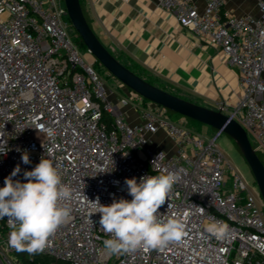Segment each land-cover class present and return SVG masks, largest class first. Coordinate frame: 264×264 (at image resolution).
Here are the masks:
<instances>
[{
	"label": "built area",
	"instance_id": "2783aa9c",
	"mask_svg": "<svg viewBox=\"0 0 264 264\" xmlns=\"http://www.w3.org/2000/svg\"><path fill=\"white\" fill-rule=\"evenodd\" d=\"M254 1L257 16H234L224 0H203L201 11L192 0H154L237 69L235 100L214 110L238 123L264 155V0ZM65 17L62 0H0V187L17 165L21 172L13 179L27 182L23 173L49 158L51 149L73 193L66 202L68 221L37 254L55 264H264V204L254 182L217 147L222 130L210 138L195 134L132 91L128 99L111 101L95 59L88 62L70 39ZM119 104L132 105L136 123L125 119ZM103 114L111 118L108 126ZM159 132L171 151L152 148L151 137ZM25 150L27 165L21 160ZM164 170L178 171L180 180L158 212L185 219L186 235L163 248L107 252L103 241L110 234L76 193L90 201L99 196L105 206L113 198L131 200L126 179L139 182ZM7 219H0V264H19L8 244ZM213 220L227 226L223 238L206 231Z\"/></svg>",
	"mask_w": 264,
	"mask_h": 264
},
{
	"label": "crops",
	"instance_id": "0c3cea01",
	"mask_svg": "<svg viewBox=\"0 0 264 264\" xmlns=\"http://www.w3.org/2000/svg\"><path fill=\"white\" fill-rule=\"evenodd\" d=\"M79 1L85 19L107 51L126 68L132 67L129 69L143 80L156 82L164 91L210 109L235 100L237 69L226 63L216 46L199 41L154 0ZM192 1L201 11L203 0ZM224 8L234 16L258 15L254 0H224ZM83 56L94 61L91 55L90 60L88 55ZM119 86L123 94L109 90L111 101L130 97L131 91ZM121 110L129 123H136L129 106ZM158 139L167 147L164 151L172 150L161 132L151 137L152 148L163 150L154 144Z\"/></svg>",
	"mask_w": 264,
	"mask_h": 264
},
{
	"label": "clouds",
	"instance_id": "9594fccd",
	"mask_svg": "<svg viewBox=\"0 0 264 264\" xmlns=\"http://www.w3.org/2000/svg\"><path fill=\"white\" fill-rule=\"evenodd\" d=\"M163 155L161 153L156 159ZM51 156L52 150L49 149V158L42 156L33 170L23 173L27 182L13 179L21 172L17 165L0 187V219L8 218L11 229L8 244L16 252H42L50 237L70 217L71 209L66 202L73 193L62 182L60 170L54 166ZM21 160L25 165L30 163L26 150ZM179 180L180 175L174 170L143 176L139 182L135 178L126 179L124 183L131 200L113 198L107 206L101 204L99 196L94 201L83 192L76 193V196L83 198L90 216L100 215V229L111 237L103 241L107 252L163 248L170 242H180L186 235L185 219L158 212ZM89 222L93 224L90 218ZM206 231L220 239L227 226L213 220L208 223Z\"/></svg>",
	"mask_w": 264,
	"mask_h": 264
},
{
	"label": "water",
	"instance_id": "95a60500",
	"mask_svg": "<svg viewBox=\"0 0 264 264\" xmlns=\"http://www.w3.org/2000/svg\"><path fill=\"white\" fill-rule=\"evenodd\" d=\"M63 3L70 24L86 51L118 83L143 100L159 105L184 119L198 122L213 130H222L241 154L264 204V165L252 148L244 129L223 113L179 98L134 74L117 61L94 34L85 19L80 1L63 0Z\"/></svg>",
	"mask_w": 264,
	"mask_h": 264
},
{
	"label": "rangeland",
	"instance_id": "374dc122",
	"mask_svg": "<svg viewBox=\"0 0 264 264\" xmlns=\"http://www.w3.org/2000/svg\"><path fill=\"white\" fill-rule=\"evenodd\" d=\"M62 2H63V0H62ZM63 5H64V3H63ZM64 20H65L66 25H67L68 35H69L70 39L78 46L80 55L83 56V54H85V55L89 56L90 54L86 51L85 47H81L78 44V41L80 40V38L78 37V35L74 31V29L72 28L68 17H65ZM88 60H90V56H89ZM88 62H90V61H88ZM93 67H94L95 71L101 76V78L104 81V84L108 90H112L118 94H123L119 89V87H120L119 83L112 76L108 75L106 73V70L99 63L93 64ZM129 68H131L133 70L132 67H129ZM131 69H129V70H131ZM151 84H153L154 86H156L160 89L163 88L162 85H158V83H156V82H151ZM128 106L130 108L132 107V105H128ZM120 107H121V105L119 104L118 108H120ZM133 118L136 120L135 115H133ZM170 118L173 121H175V117H173L172 115H170ZM182 123L191 132L199 134L202 137H209L210 138L215 133V130H213V129H211V128L203 125V124H200L198 122L192 121V120L184 119V120H182ZM248 139L252 143V139L250 138V136H248ZM154 144H155L156 148H162L163 150H167L166 149L167 147L164 148L165 145L159 139L156 140ZM216 145L219 148V150L223 153L225 158H227L228 161L232 164V166L235 169H238L240 171V173L244 176V178L247 179L248 182H252L253 178H252L251 173H250L246 163L244 162L241 154L236 150L234 143L224 133H222L216 139ZM259 156L262 158V162L264 165V155L259 154ZM228 182H229V184L225 187L226 190L231 189L230 178H228L227 183ZM33 255L40 264H55V262L50 257H47V256L42 255V254H37V253H35Z\"/></svg>",
	"mask_w": 264,
	"mask_h": 264
},
{
	"label": "trees",
	"instance_id": "16d2710c",
	"mask_svg": "<svg viewBox=\"0 0 264 264\" xmlns=\"http://www.w3.org/2000/svg\"><path fill=\"white\" fill-rule=\"evenodd\" d=\"M87 21V20H86ZM87 23H88V25L90 26V24H89V22L87 21ZM90 28H91V26H90ZM78 44L81 46V47H84L83 45H82V42L79 40L78 41ZM96 63H98V62H96ZM149 83V82H148ZM151 84V83H150ZM153 85V84H152ZM167 92V91H166ZM169 93V92H168ZM174 95V94H173ZM176 96V95H175ZM168 114H169V116L170 115H172L173 117H175V122H177V121H179L180 119H182V117L181 116H179V115H177V114H175V113H172V112H169L168 111ZM186 120H188V119H186ZM103 121L107 124V126L110 124V122H111V118H110V116L109 115H107V114H103ZM194 133V132H193ZM196 134V133H195ZM235 148H236V150L238 151V149H237V147L235 146ZM239 152V151H238ZM256 154H257V156H258V158L261 160V162H262V158L259 156V154L256 152ZM263 163V162H262ZM13 256H14V258L17 260V262L19 263V264H40L37 260H36V258L34 257V255L33 254H28V253H26V252H24V253H20V252H15L14 254H13Z\"/></svg>",
	"mask_w": 264,
	"mask_h": 264
}]
</instances>
